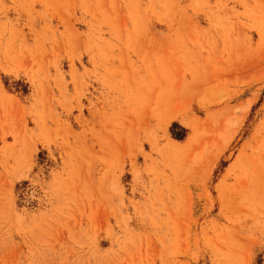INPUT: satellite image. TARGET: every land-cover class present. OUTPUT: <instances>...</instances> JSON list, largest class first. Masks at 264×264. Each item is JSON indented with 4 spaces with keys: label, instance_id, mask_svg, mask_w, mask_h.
I'll return each instance as SVG.
<instances>
[{
    "label": "rangeland",
    "instance_id": "obj_1",
    "mask_svg": "<svg viewBox=\"0 0 264 264\" xmlns=\"http://www.w3.org/2000/svg\"><path fill=\"white\" fill-rule=\"evenodd\" d=\"M0 264H264V0H0Z\"/></svg>",
    "mask_w": 264,
    "mask_h": 264
}]
</instances>
